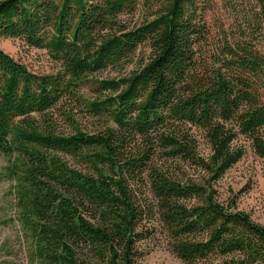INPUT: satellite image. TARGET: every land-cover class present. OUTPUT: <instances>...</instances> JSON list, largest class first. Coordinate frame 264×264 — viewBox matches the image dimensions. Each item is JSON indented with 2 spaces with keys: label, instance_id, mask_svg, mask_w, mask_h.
Returning a JSON list of instances; mask_svg holds the SVG:
<instances>
[{
  "label": "trees",
  "instance_id": "trees-1",
  "mask_svg": "<svg viewBox=\"0 0 264 264\" xmlns=\"http://www.w3.org/2000/svg\"><path fill=\"white\" fill-rule=\"evenodd\" d=\"M239 1L214 34L205 0H0V38L58 63L0 47V152L33 264H138L160 231L183 264H264V224L217 189L241 136L264 173V0Z\"/></svg>",
  "mask_w": 264,
  "mask_h": 264
},
{
  "label": "rangeland",
  "instance_id": "rangeland-1",
  "mask_svg": "<svg viewBox=\"0 0 264 264\" xmlns=\"http://www.w3.org/2000/svg\"><path fill=\"white\" fill-rule=\"evenodd\" d=\"M235 2L238 4V10H241L240 1L235 0ZM205 3L206 18L214 34H218L220 28L230 30L236 23L238 19L236 11L227 5L225 0H205ZM0 47L36 73H54L58 69V63L50 58L46 50L30 47L23 40L0 38ZM115 75V72L102 74V76ZM93 84L88 82L84 86L85 96L94 95ZM57 111L59 121L63 122L59 115L61 110ZM80 121L84 125L88 124L89 127L94 126L89 117H81ZM239 142L246 145L247 154L218 182V197L222 201L237 197L238 206L249 212L256 221L264 224L263 161L254 153L245 137L241 136ZM204 147L207 150L206 146ZM9 163L10 157L0 152V264H33L29 257L28 238L18 220L13 181L5 177ZM143 248L146 254L138 264H183L172 252L164 231L158 232L154 239L145 242Z\"/></svg>",
  "mask_w": 264,
  "mask_h": 264
}]
</instances>
